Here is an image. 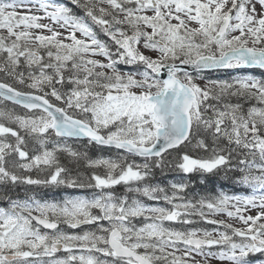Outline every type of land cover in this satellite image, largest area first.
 I'll use <instances>...</instances> for the list:
<instances>
[{"label": "snow or ice", "instance_id": "6c2138e0", "mask_svg": "<svg viewBox=\"0 0 264 264\" xmlns=\"http://www.w3.org/2000/svg\"><path fill=\"white\" fill-rule=\"evenodd\" d=\"M71 3L83 14L57 0H0V101L26 110L0 108V186L95 194L5 192L0 264H264V79L202 75L264 70V0ZM84 140L117 155L93 159L73 147ZM165 168L234 173L250 194L188 199L179 182L169 195L148 182ZM193 217L218 227L166 223Z\"/></svg>", "mask_w": 264, "mask_h": 264}, {"label": "trees", "instance_id": "16d2710c", "mask_svg": "<svg viewBox=\"0 0 264 264\" xmlns=\"http://www.w3.org/2000/svg\"><path fill=\"white\" fill-rule=\"evenodd\" d=\"M65 5L73 10L74 13L78 15H82L80 9H78L75 5L66 4ZM237 72L243 75H264L257 70H237ZM206 79H228L231 75V70L227 71H215V72H206L203 73ZM7 78L3 75H0V80H6ZM12 83V81H8ZM19 87V86H17ZM16 110L24 113L25 111L21 108H16ZM76 144L73 143V145ZM89 155V157L95 159L96 157H115L117 153L113 150H109L107 148L96 147L94 145L88 146L85 150ZM193 155H201L195 150H192ZM61 162L66 166L72 169H79L81 174H84L86 169L84 168L83 162L79 165L75 163H69V160L66 155H61L60 157ZM97 173H100L99 169H96ZM33 177L35 178L38 174L36 172L32 173ZM237 174L234 173H225L223 170L216 172L215 174L211 173H200V172H193L190 174H184L179 172L178 170L165 168L164 170L156 169L154 170V175L148 181L152 185H159L161 187L166 188L167 190L170 189V185L172 183H179L183 182L188 185L185 189L184 194H188L190 196H195L197 198L200 197H208L211 198L220 194L221 192L227 193L229 195H247L250 194V189L245 188L242 185L235 183V176ZM41 178H43L41 176ZM116 192V189H114ZM7 193L8 196L12 197L13 199H25L26 196H35L37 199L41 200H57L60 196L71 195L73 193H81L87 195L93 192V189L87 188H67V187H44V186H27L21 185L13 188L6 189L3 186H0V207H6L7 201L3 199V194ZM94 195V194H93ZM195 227V224L190 225ZM180 229L184 228V225L177 226Z\"/></svg>", "mask_w": 264, "mask_h": 264}, {"label": "rangeland", "instance_id": "374dc122", "mask_svg": "<svg viewBox=\"0 0 264 264\" xmlns=\"http://www.w3.org/2000/svg\"><path fill=\"white\" fill-rule=\"evenodd\" d=\"M105 39V38H104ZM142 51H143V49H141ZM145 54H148V55H153L152 53H150V52H146ZM121 67V69H123V70H127L128 68L125 66V65H121L120 66ZM198 83H200L201 85H203L204 83H205V81H198ZM5 103H8V102H5ZM5 103H3L2 101H0V108H4L5 106H4V104ZM252 103H254V101L252 102ZM10 105V104H9ZM9 108V107H8ZM80 145H82V147H80ZM88 146H90L88 143H87V141H84V142H79V143H77V145H73V147L74 148H76V149H78V150H85ZM104 157V156H103ZM96 158H100V157H96ZM104 158H107V157H104ZM99 171H100V173H98V174H103L104 173V169L103 168H100L99 169ZM95 191V190H94ZM172 190H171V187H170V192H171ZM123 192H124V186H117L116 187V193L117 194H123ZM184 193H181L180 195H183ZM169 195H171V193L169 194ZM146 200H148L146 197H144ZM186 198H188V199H192L191 197H187L186 196ZM150 201V200H149ZM160 205V204H159ZM160 206H166V205H160ZM254 214V213H253ZM209 218H215V219H227L225 216H223V215H217V216H215V217H209ZM192 219H195V221H197V225H195V228H202V229H207V230H209V231H211V230H213V229H216V228H214V226L213 225H211V224H207V223H205V222H203V221H201L200 220V218L199 217H193ZM170 224H172V223H168V225H170ZM192 225V224H191ZM184 226H186V227H188V228H193L192 226H190V225H184ZM217 226V225H216ZM236 226H239V225H236ZM218 227V226H217ZM187 229V228H186ZM221 231H223V229H220ZM258 255V254H257ZM199 259V258H198ZM210 264H227V262H221V261H218V260H212V261H210Z\"/></svg>", "mask_w": 264, "mask_h": 264}]
</instances>
